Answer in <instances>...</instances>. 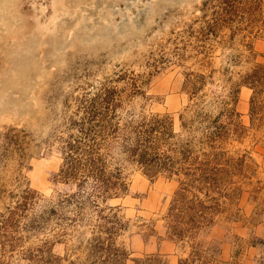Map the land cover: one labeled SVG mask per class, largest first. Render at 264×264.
<instances>
[{"label":"rangeland","instance_id":"obj_1","mask_svg":"<svg viewBox=\"0 0 264 264\" xmlns=\"http://www.w3.org/2000/svg\"><path fill=\"white\" fill-rule=\"evenodd\" d=\"M0 264H264V0H0Z\"/></svg>","mask_w":264,"mask_h":264},{"label":"trees","instance_id":"obj_2","mask_svg":"<svg viewBox=\"0 0 264 264\" xmlns=\"http://www.w3.org/2000/svg\"><path fill=\"white\" fill-rule=\"evenodd\" d=\"M97 112L96 113H94V115H93V118L94 119H99L100 120V118H99V114H97ZM96 127V126H95ZM96 129H90V130H87L85 133H86V135L85 136H89V138L90 137H92L93 138V140H95V144L94 145H91L92 146V151H88L89 153H88V156H87V163L85 164V165H87V168H89L90 169V172H89V174L90 175H92L93 177H97V178H99V177H101L103 174H101V173H99V171H101V170H103V166L102 165H100V166H98V161L100 162V159L99 158H96L95 156H93L94 154H93V152L94 153H97L98 152V149L100 148L101 149V147H102V145L104 144L103 142H100L99 141V143L97 144V140H96V135L95 134H93V131H95ZM90 133H92V134H90ZM79 143V145H80V141L78 142ZM77 142H76V144H78ZM76 146L77 145H73L72 147L73 148H76ZM95 146H97V149L95 150ZM79 147V146H78ZM133 154L134 155H137V154H139L140 155V161H141V163L144 165V166H148V165H151V163L153 162L152 160H153V156H152V154H150V153H148L147 151H145V150H142V149H140V148H134V151H133ZM75 161V160H74ZM72 167H73V169H77L78 167L74 164V162H73V165H72Z\"/></svg>","mask_w":264,"mask_h":264}]
</instances>
